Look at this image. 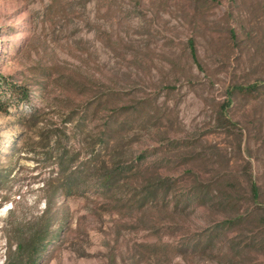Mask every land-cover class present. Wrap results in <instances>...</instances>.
Here are the masks:
<instances>
[{
    "label": "rangeland",
    "instance_id": "rangeland-1",
    "mask_svg": "<svg viewBox=\"0 0 264 264\" xmlns=\"http://www.w3.org/2000/svg\"><path fill=\"white\" fill-rule=\"evenodd\" d=\"M11 86L29 102L0 112V264L46 211L39 264H264V0H0Z\"/></svg>",
    "mask_w": 264,
    "mask_h": 264
},
{
    "label": "trees",
    "instance_id": "trees-1",
    "mask_svg": "<svg viewBox=\"0 0 264 264\" xmlns=\"http://www.w3.org/2000/svg\"><path fill=\"white\" fill-rule=\"evenodd\" d=\"M10 90V97L8 101L3 100V95L7 94L6 92L0 91V112H3L5 114H8V108L9 106L14 105L16 108L20 106V104H26L29 102V93L19 87V86H11L9 88ZM256 90V87H237L231 91V94L235 92H239L241 94L246 93L250 94L253 93ZM14 103V104H13ZM110 132V131H109ZM112 132V131H111ZM60 137L55 136V143L59 145L58 155H57V165L60 169L61 174V186L65 192L66 195H72L74 194L73 189H77L80 186L81 180L80 177H78V170L77 168L74 169L72 166V163L76 162V156L70 155V149L68 146L60 145L61 143ZM146 155L145 153H141L137 159L136 162H140L143 159H145ZM124 171V169H123ZM80 173V171H79ZM120 176L114 172H105L101 174L98 177L97 186L102 191H108L118 182L117 178ZM164 182H161L160 185H164ZM166 185V184H165ZM168 187V185H167ZM166 188V186H164ZM169 188V187H168ZM252 196L254 199L259 198V190L256 187V185H252ZM152 190L146 193L147 197L156 196L157 190L154 191V193H151ZM49 207V206H48ZM47 211L44 213V215L41 217V219L44 221V223L39 224L38 226L31 228L27 237H20L15 244V251L10 254L7 258L4 264H39L42 260L48 244H50L55 234L50 229V219L47 218ZM241 220V219H240ZM264 248L261 247V249Z\"/></svg>",
    "mask_w": 264,
    "mask_h": 264
}]
</instances>
